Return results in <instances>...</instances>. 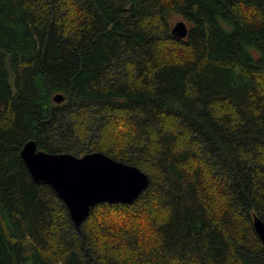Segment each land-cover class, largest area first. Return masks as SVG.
<instances>
[{"label": "trees", "instance_id": "1", "mask_svg": "<svg viewBox=\"0 0 264 264\" xmlns=\"http://www.w3.org/2000/svg\"><path fill=\"white\" fill-rule=\"evenodd\" d=\"M31 140L149 187L76 227L22 160ZM256 215L264 0H0V264H264Z\"/></svg>", "mask_w": 264, "mask_h": 264}, {"label": "water", "instance_id": "2", "mask_svg": "<svg viewBox=\"0 0 264 264\" xmlns=\"http://www.w3.org/2000/svg\"><path fill=\"white\" fill-rule=\"evenodd\" d=\"M171 34L186 39L189 35L187 22H177ZM65 100L62 94L54 97L57 104ZM20 155L33 180L54 190L76 227L82 225L98 205L133 204L150 183L149 176L136 166L100 152L83 157L68 153L51 154L39 150L37 142L31 140L24 145ZM254 226L264 242V221L257 215Z\"/></svg>", "mask_w": 264, "mask_h": 264}, {"label": "rangeland", "instance_id": "3", "mask_svg": "<svg viewBox=\"0 0 264 264\" xmlns=\"http://www.w3.org/2000/svg\"><path fill=\"white\" fill-rule=\"evenodd\" d=\"M179 21H184V20L179 16H173V18L171 20V27L175 26V24ZM188 26H190V25L188 24Z\"/></svg>", "mask_w": 264, "mask_h": 264}]
</instances>
